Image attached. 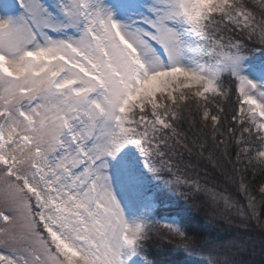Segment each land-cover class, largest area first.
Here are the masks:
<instances>
[{
	"label": "snow or ice",
	"instance_id": "1",
	"mask_svg": "<svg viewBox=\"0 0 264 264\" xmlns=\"http://www.w3.org/2000/svg\"><path fill=\"white\" fill-rule=\"evenodd\" d=\"M185 122L201 157L235 144L264 229V0H0V264H173L195 245L173 193L237 206L182 174Z\"/></svg>",
	"mask_w": 264,
	"mask_h": 264
},
{
	"label": "trees",
	"instance_id": "2",
	"mask_svg": "<svg viewBox=\"0 0 264 264\" xmlns=\"http://www.w3.org/2000/svg\"><path fill=\"white\" fill-rule=\"evenodd\" d=\"M234 100V98H233ZM183 131L187 134V143L191 147V154L185 149H179L183 156L174 157L179 165L181 172L190 180H199L202 185L217 192H225L236 203V207L227 208L223 202L213 203L204 193L191 194L186 197L184 193L187 188L172 194L173 199L178 205H183L188 210L186 224L189 235L193 237L195 245L185 248L178 244H164L168 249V255L160 259L171 261L173 264H213L209 255L210 244H215L223 248L238 250L237 258L240 261L261 260L260 247L264 242V229L258 226V221L253 218L251 211L247 207V200L238 191L240 177L236 175L235 168H240L243 172V165L236 162V147L234 143H229L228 156L224 155L221 145L215 147L214 142L207 139L204 157L199 155L200 148L192 146V137H198L201 142L208 136L210 130L200 129L199 124L195 127L190 126L189 122L182 125ZM227 139V137H225ZM211 152L220 167H214L206 157ZM231 161V162H229ZM246 182L252 185L254 194L257 195V212L259 213L260 223H264V204L260 202L256 190L261 183H264V173L257 171L253 176L251 170L246 175ZM243 209L245 215H240L238 209ZM246 245V247H240ZM255 246V254L252 252Z\"/></svg>",
	"mask_w": 264,
	"mask_h": 264
}]
</instances>
